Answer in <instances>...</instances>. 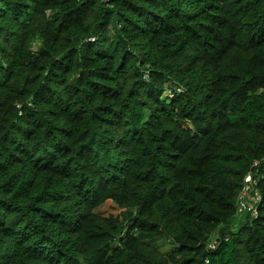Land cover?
<instances>
[{"label": "trees", "instance_id": "obj_1", "mask_svg": "<svg viewBox=\"0 0 264 264\" xmlns=\"http://www.w3.org/2000/svg\"><path fill=\"white\" fill-rule=\"evenodd\" d=\"M0 264H264V0H0Z\"/></svg>", "mask_w": 264, "mask_h": 264}, {"label": "built area", "instance_id": "obj_2", "mask_svg": "<svg viewBox=\"0 0 264 264\" xmlns=\"http://www.w3.org/2000/svg\"><path fill=\"white\" fill-rule=\"evenodd\" d=\"M259 162L258 161H254L251 166L250 169L248 171V173L245 175L244 177V181H243V186H242V191L241 194L239 196V201L237 204V214L241 213L242 211H251L252 213H255L254 210L252 209V200L250 198V191L253 190V188L255 187L256 184V168L258 166Z\"/></svg>", "mask_w": 264, "mask_h": 264}, {"label": "rangeland", "instance_id": "obj_3", "mask_svg": "<svg viewBox=\"0 0 264 264\" xmlns=\"http://www.w3.org/2000/svg\"><path fill=\"white\" fill-rule=\"evenodd\" d=\"M106 208L108 210H115L113 208V205L112 204H107L106 205ZM238 217H239V213L236 215V218L235 220L233 221V224H232V229H236L237 228V221H238ZM152 246L156 247L160 252L162 253H170L172 251H174V247L171 246L168 242L164 241V240H155V241H151L149 242Z\"/></svg>", "mask_w": 264, "mask_h": 264}, {"label": "crops", "instance_id": "obj_4", "mask_svg": "<svg viewBox=\"0 0 264 264\" xmlns=\"http://www.w3.org/2000/svg\"><path fill=\"white\" fill-rule=\"evenodd\" d=\"M247 211H242L241 213H239V217H238V223H237V227L239 226V224L245 219L246 215H247ZM233 224V223H232ZM235 230V229H233Z\"/></svg>", "mask_w": 264, "mask_h": 264}, {"label": "water", "instance_id": "obj_5", "mask_svg": "<svg viewBox=\"0 0 264 264\" xmlns=\"http://www.w3.org/2000/svg\"><path fill=\"white\" fill-rule=\"evenodd\" d=\"M218 240L215 241V243L217 242Z\"/></svg>", "mask_w": 264, "mask_h": 264}]
</instances>
